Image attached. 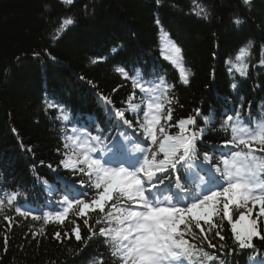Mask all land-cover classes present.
Wrapping results in <instances>:
<instances>
[{
  "label": "trees",
  "instance_id": "obj_1",
  "mask_svg": "<svg viewBox=\"0 0 264 264\" xmlns=\"http://www.w3.org/2000/svg\"><path fill=\"white\" fill-rule=\"evenodd\" d=\"M45 5L50 8L46 10ZM202 7L208 12L207 18L199 14ZM237 16L244 21L239 26L233 23ZM69 17L74 23L53 39L61 18ZM160 30L182 47L185 67L192 73L188 85L182 84L178 72L162 60ZM249 40L253 42L249 68L247 76L241 77L235 69L230 71L225 61L234 60L239 47ZM261 46L264 0H251L248 5L242 0H74L71 4L60 0H0V183L7 189H0L5 201L0 211V264H86V258H96L93 254L102 255L106 264H119L110 258L102 237L92 239L84 255L77 257L88 241L89 227L98 232L99 227L108 225H97L103 215L98 209L81 215L75 204L63 222L56 220V212L63 209L58 202L65 195L78 198L77 192L88 193L86 201L90 203L96 198V190L87 187L90 181L86 176L74 177L61 166L58 175L73 180L77 187L67 191L48 165H59L65 151L63 144L69 143L67 138L75 129L87 128L92 134L102 130V149L110 147L117 133L124 140V128L109 118L100 97H109L121 110L126 108L129 95L134 93L133 102L137 104L143 98L139 89L134 92L130 80L116 71L118 67L129 72L139 69L151 79L150 73L163 75L168 84L175 86L169 93L178 98V104L172 106L173 125L180 118L195 115L194 110L200 108L202 116L195 127H203L206 132L204 143L197 147L201 157L209 152L213 162H218L221 152L228 150L218 148L213 153L208 145L220 146L230 138V132L226 135L220 130L225 115L239 108L243 118L264 116V66L258 64ZM114 48L118 51L113 52ZM96 58L98 62L91 63ZM233 83L238 85L236 90L231 87ZM50 102L57 106L49 108ZM210 113H214L215 122L206 124L203 116ZM127 118L135 119L131 112ZM169 131L175 135L178 129ZM127 139L138 142L133 133H128ZM21 142L32 151H23ZM124 143L127 148L134 145L127 144V140ZM81 179L86 187L77 183ZM13 192L18 193V199L9 207L7 198ZM17 206L34 210L41 218L24 217L15 211ZM110 207L111 202L105 211ZM44 212L53 217L47 224ZM256 212L258 208L250 218H257ZM238 215L234 211L233 219ZM5 216L11 217V222ZM77 226L82 241H77L72 232ZM260 230L264 233V218H260ZM57 232L69 235L57 241ZM220 232L223 240L214 233L209 234V240L217 248L224 245L225 252L235 249L228 264H251L250 257L264 261V240L254 238L253 248L241 250L226 220Z\"/></svg>",
  "mask_w": 264,
  "mask_h": 264
},
{
  "label": "snow or ice",
  "instance_id": "obj_2",
  "mask_svg": "<svg viewBox=\"0 0 264 264\" xmlns=\"http://www.w3.org/2000/svg\"><path fill=\"white\" fill-rule=\"evenodd\" d=\"M60 2L71 4L73 0ZM250 2L242 0L244 5ZM44 7L46 10L50 8L49 5ZM199 14L204 18L208 16L203 7ZM73 23L70 17L61 18L53 39ZM156 23L160 21L157 19ZM233 23L239 26L244 21L237 16L233 18ZM163 41V48L168 53L166 59L180 69V82L188 85L192 73L190 68L185 67L182 47L168 38L167 33ZM252 47L253 42L247 41L239 47L234 60L229 58L225 61L230 65V71L235 69L241 77L247 76L249 65L246 61ZM117 51L118 48L113 49V52ZM98 60L93 59L91 63L95 64ZM258 64L264 66V46H261ZM116 71L125 80H130L134 92L139 89L144 93L141 104L133 102L134 93L129 95L124 110L117 109L109 97H100L109 118L116 120V126L131 129L136 135L138 142L134 144L127 139V132L122 134L127 144H134L135 154L127 155L128 149L120 133L113 138L110 147L101 150L97 146L104 143L102 130L99 134H92L87 128L82 131L75 129L67 138L71 145L67 142L63 144L65 151L59 165L56 168L48 165L57 172L55 179L63 181L58 175L62 166L74 177L77 174L86 176L90 181L87 187L90 191L96 190V198L90 203L86 201L88 193L77 192L78 198L65 195L58 202L63 212L57 211L55 219L63 222L75 204L81 215H86L89 209H98L103 215L97 225L101 222L108 225L99 227L98 232L89 227L88 241L79 249L77 257L84 255L92 239L102 237L110 258L119 264H228V257L235 254V249L225 252L224 245L217 248L209 240L212 233L224 239L220 229L225 220L231 226L234 241L241 250L253 248L254 238L264 240V233L260 230V218H264V116L243 118L239 108L234 109L231 115L226 114L220 130L226 135L230 132V138L223 140L220 146L210 144L208 147L213 153L218 148L228 151H222L219 161L213 162L212 154L205 152L201 157L197 147L204 143L206 132L203 127H195L202 116L200 108L194 110L195 115L180 118L173 125L170 123L174 116L172 106L178 104V98L169 94L175 86L168 84L165 76L156 77L150 73L153 79H147L143 71L136 68L129 72L118 67ZM231 87L236 90L238 85L233 83ZM56 106L51 102L48 104L49 108ZM129 112L134 115V120L127 118ZM63 119L67 120L68 116L64 115ZM203 120L206 124L214 123V113L203 116ZM173 127L178 129L175 135L169 131ZM70 147L71 151L68 150ZM21 149L32 151L31 148H24L22 142ZM42 182L47 184L46 180ZM64 183L67 191L73 190L71 181ZM77 183L81 188L86 187L82 179ZM7 199L11 207L18 199V193L13 192ZM110 202L111 207L106 212L105 206ZM4 206V198L0 197V211ZM257 207V218H250ZM15 211L24 217L32 216L34 220L41 218L34 214V210L25 211L17 206ZM234 211L239 212L235 219ZM52 218L48 212L43 213L45 224ZM4 219L11 222L12 218L5 216ZM84 224L88 225L89 221L85 219ZM202 224L207 226L206 229ZM72 232L77 241H82L78 226ZM32 235L35 237L36 233ZM62 235L67 237L69 234L57 232L54 239L62 241ZM93 255L96 258H86V264H106L102 255ZM249 259L255 264H264V261H256L255 257Z\"/></svg>",
  "mask_w": 264,
  "mask_h": 264
},
{
  "label": "rangeland",
  "instance_id": "obj_3",
  "mask_svg": "<svg viewBox=\"0 0 264 264\" xmlns=\"http://www.w3.org/2000/svg\"><path fill=\"white\" fill-rule=\"evenodd\" d=\"M159 35H160V40H161L160 48L163 50V51L160 50V52H161V56L163 55L164 57H166V56L168 55V53H167V51L163 48V43H164V41H163V37H164L165 34L160 33ZM176 67H177V66H176ZM177 69H178L179 74H180V69H179L178 67H177Z\"/></svg>",
  "mask_w": 264,
  "mask_h": 264
}]
</instances>
